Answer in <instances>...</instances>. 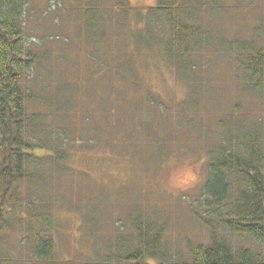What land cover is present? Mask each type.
I'll list each match as a JSON object with an SVG mask.
<instances>
[{
    "label": "rangeland",
    "instance_id": "rangeland-1",
    "mask_svg": "<svg viewBox=\"0 0 264 264\" xmlns=\"http://www.w3.org/2000/svg\"><path fill=\"white\" fill-rule=\"evenodd\" d=\"M156 1L128 0L132 14L123 22L118 0H94L105 23L85 29L80 17L95 12L81 6L91 0H28V41L49 56L31 72L30 90L62 99L64 128L81 152L49 190L58 208L53 260L37 261L33 242L16 231L8 240L11 263L95 264L130 232L134 213L165 225L174 249L208 242L196 205L211 150L227 131L259 129L264 137V101L246 88L226 49L234 41L264 42V0H213L215 10L198 0L206 7L196 22L213 40L190 58L191 75L142 47L143 18ZM154 35L161 38L159 26Z\"/></svg>",
    "mask_w": 264,
    "mask_h": 264
},
{
    "label": "trees",
    "instance_id": "trees-1",
    "mask_svg": "<svg viewBox=\"0 0 264 264\" xmlns=\"http://www.w3.org/2000/svg\"><path fill=\"white\" fill-rule=\"evenodd\" d=\"M91 2L79 5L95 12L82 15V24L85 29L91 22L103 27L106 14ZM27 3L0 0V264L14 263L8 240L16 231L26 232L37 261L53 260L58 208L49 190L56 176L69 174L72 155L81 152L74 146L73 132L64 128L67 113L58 104L62 99H41L30 90L31 72L49 56H40L28 41ZM209 4L215 10L219 3ZM203 7L206 1L157 0L143 18L147 43L142 47L160 54L174 72L191 75L195 68L190 58L213 40L196 22ZM116 8L126 22L132 14L128 0H118ZM157 26L161 38L154 35ZM226 49L234 52L246 88L264 101V42L234 41ZM225 137L210 152L208 177L196 205L197 220L208 231L207 243L174 249L165 225L134 213L130 232L118 236L115 247L95 264H264V137L259 129L227 131Z\"/></svg>",
    "mask_w": 264,
    "mask_h": 264
}]
</instances>
